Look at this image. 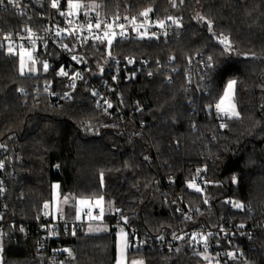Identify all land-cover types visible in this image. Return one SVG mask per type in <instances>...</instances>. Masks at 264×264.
<instances>
[{"label": "trees", "instance_id": "16d2710c", "mask_svg": "<svg viewBox=\"0 0 264 264\" xmlns=\"http://www.w3.org/2000/svg\"><path fill=\"white\" fill-rule=\"evenodd\" d=\"M100 7L109 18L148 9L176 15L184 31L154 42L97 43L84 52L138 61L174 58L178 71L172 82L166 75L122 81L120 108L127 115L120 118L105 115L85 85L74 100L52 108L48 98L34 96V88L51 81L60 90L65 81L43 72L44 54L34 56L39 69L34 75L21 74L19 53L1 54L0 158L6 166L0 170V207L6 211L3 221L30 229L14 240L4 235L5 228L2 264H42L35 222L54 213L45 205L52 203L56 183L63 196L103 198L114 210L104 216L106 232L90 233L84 224L74 236L64 235L68 264H117V234L126 228L114 226L117 209L128 226L154 241L141 249L129 246L130 260L211 264L213 254L205 247L197 251L185 243L167 250L156 242L195 228L196 219L208 230L264 226V0H185L176 7L170 0H100ZM30 26L28 17L0 10V32ZM224 37L228 45L221 42ZM195 59L210 64L200 95L188 88L186 77ZM230 81L236 82L233 118L214 110ZM176 196L193 216L180 211ZM215 241L225 244L221 237ZM237 247L240 258L229 264H264V233L239 239Z\"/></svg>", "mask_w": 264, "mask_h": 264}, {"label": "built area", "instance_id": "2783aa9c", "mask_svg": "<svg viewBox=\"0 0 264 264\" xmlns=\"http://www.w3.org/2000/svg\"><path fill=\"white\" fill-rule=\"evenodd\" d=\"M35 1L19 0V7H13L7 3V0L0 4V10L14 11L18 15L28 17L32 22V26L28 29H11L0 32V56L9 53V47H12L13 54L32 52L35 57H38L39 53H43V72L58 73L60 78L65 81V86L60 90L54 88L51 81H45L34 88V96L48 98L52 108H57L63 103L74 100L81 87L85 85L89 96L104 109L105 115L117 113L122 118L127 115L120 108V105L125 102L122 95L119 94V86L122 81L129 82L137 78L153 79L158 75H166L170 82L174 80V75L178 71L177 61L174 58H170L166 62H154L150 59L138 61L130 56L116 57L111 52L101 55L84 51L87 47L97 43L99 45L109 44V40L112 44V42L130 41L154 42L174 35L179 37L184 31V26L178 16L158 15L153 10L149 11L146 17L141 15L144 11L120 14L110 18L84 12L73 15L69 11L67 3L64 4V0H59L58 8L51 6L52 0ZM170 1L173 6V0ZM183 3L181 0H175V7ZM62 12L63 15H61ZM168 17L178 21V24L173 23ZM133 18L135 19L133 20ZM161 21L164 22L163 27L160 25ZM98 22L101 23L99 29L95 27ZM89 24L92 25L91 29ZM107 25H111V27H107ZM120 25H123V28ZM106 32L108 33L107 36H105ZM45 63L48 65L46 71L43 67ZM58 63H60L59 71L56 70ZM209 67L208 60L205 62L195 59L189 62L186 77L190 90H194L200 95V84H204L203 82L206 81ZM62 70L66 75L61 74ZM150 73L151 75H149ZM109 104L111 107H108ZM216 104H214V110L219 113L221 111L216 109ZM221 125L223 124L221 123ZM1 148L0 145V152L2 151ZM5 166L6 158H0V170H3ZM204 174L205 172H201L200 176ZM3 181V178L0 177V201L4 197L2 192ZM171 182L173 184V181ZM202 186H207L205 180L202 181ZM175 199L181 207V212L189 216L194 215L182 197L176 196ZM5 212L0 207V236L6 227L9 229L8 233H4L6 237L11 235L16 240L18 234L28 236L30 229L26 224L18 225L15 221H3L2 216ZM100 215L101 211L96 208V201L92 200L91 208L85 217L99 219ZM115 215L117 219L114 221V226H124L131 234L128 239V245L131 248L141 249L153 244L154 241L144 237L136 229L126 224V219L121 215L120 209L116 210ZM196 221L197 226L195 228L177 235L166 234L156 244L160 249L167 250H176L185 243L197 251L205 247L213 254L211 264H229L240 258L239 255L242 251L237 247L239 239L251 241L256 238L257 233H264V226L208 230L200 220L196 219ZM95 223L99 224V222ZM104 223L109 225V222L105 221ZM84 224L86 223L67 220L62 210L53 214L45 213L41 219L35 222V229L39 236L36 256L42 264H68L71 250L63 245L64 235L71 232L74 236L75 230ZM218 237H221L225 244L215 241V238ZM66 249L68 251H65ZM229 253L234 255H229Z\"/></svg>", "mask_w": 264, "mask_h": 264}, {"label": "rangeland", "instance_id": "374dc122", "mask_svg": "<svg viewBox=\"0 0 264 264\" xmlns=\"http://www.w3.org/2000/svg\"><path fill=\"white\" fill-rule=\"evenodd\" d=\"M66 2L69 11L73 15H78L81 12L95 13L97 16L102 15L100 0H72L73 3H79L84 5L83 7L80 8L70 7L69 0H66ZM86 7H88V10L85 11ZM17 56L19 57L20 70H21V57H23V62H24L23 74L34 75L38 73L39 71L38 62L35 59L32 52H20L19 55ZM33 61L35 62L33 63ZM234 92H235V85L233 86V90L230 95V98L226 99L225 104L223 105L226 111L221 112V114L224 115L225 117H229V118L237 117L235 115H232V108H231V105H234L235 106L234 110L236 113H238L234 102ZM192 188L197 189L199 187L193 185ZM81 201H84V203H81ZM91 201L92 200L77 198L69 194L63 196L60 191V185L56 183L53 186V200L52 203L47 204V210L49 212H54V213L57 212L58 210H62L65 213L67 220L69 221L76 220L77 222H85L88 226V231L90 233L106 232L109 226L104 223L105 222L104 216L106 215L107 212L114 213V210L112 207L110 208L106 207L107 204L103 198L95 199L96 208L100 209L101 211L100 218L99 219H96L94 217L87 218L85 216L87 215V211L91 208ZM98 201L99 203H97ZM95 222H99V224H96ZM232 228H236V227H232ZM259 233H257L255 236H257ZM128 248H129L128 231L126 228H123L120 229L117 234V264H132L133 261L142 262V264H144L142 258L130 260L128 258ZM2 255H3V248H2V240L0 239V264L3 263Z\"/></svg>", "mask_w": 264, "mask_h": 264}, {"label": "snow or ice", "instance_id": "6c2138e0", "mask_svg": "<svg viewBox=\"0 0 264 264\" xmlns=\"http://www.w3.org/2000/svg\"><path fill=\"white\" fill-rule=\"evenodd\" d=\"M3 2H4V0H0V4H2ZM7 3H8V4H11L13 7H19V0H7ZM181 3H183V0H181ZM51 6H52L53 8H58V6H59V0H52V4H51ZM69 6H70V7H73V8H80V7H83L84 5L79 4V3H73L72 0H69ZM173 6L175 7V0H173ZM149 11H151V9H148V10L142 12L141 15H143V16L146 17V16L148 15V12H149ZM63 14H64V13L62 12L61 15H63ZM117 19H119V18L117 17ZM134 19H135V18H133V20H134ZM168 19H169V20H172L173 23H177V24H178V21L174 20L172 17H168ZM201 19H203V18L201 17ZM208 24H209V29L211 30V21H209ZM160 25H161V27H163L164 22L161 21V22H160ZM95 27H96L97 29H99V28L101 27V23H100V22L96 23ZM107 27H111V25H107ZM120 27L123 28V25H120ZM89 28H90V29L92 28V25H91V24H89ZM121 34H123V33H121ZM107 35H108V33L106 32V33H105V36H107ZM221 42L224 43L225 45H228V38H227V37H224V38L222 39ZM108 43H109V45H111V40H109ZM8 52H9L10 54H13V49H12V47H9V48H8ZM74 59H75V57H74ZM211 59H212V58L209 57V61H211ZM34 62H35V61H33V63H34ZM23 67H24V62H23V57H21V74H23ZM43 67H44V69H45V71H46V70L48 69V65H47V63H45V64L43 65ZM61 74L66 75V73H63V70L61 71ZM77 75H78V74H77ZM149 75H151V73H150ZM235 83H236L235 81H230V82L228 83V85H227V90H226L225 93H224V97L221 98V100L219 101V103H217L216 106H215L216 109H217L218 111H221V112H225V111H226V110L224 109L223 105L225 104V100L230 98V95H231V93H232L233 86L235 85ZM46 90H47V89H46ZM108 107H111V104H109ZM231 108H232V115L238 116V113H236L235 110H234L235 106H234V105H231ZM221 126L223 127L224 125H221ZM192 186H193V185H191V184L189 185V187H192ZM197 191H200V189L197 188ZM205 202L207 203V201H205ZM81 203H84V201H81ZM97 203H99V201H98ZM45 207H47V204L45 205ZM236 207H242V205L237 204ZM241 227H243V226L241 225ZM73 234H74V233H73ZM206 239H207V238L205 237V240H206ZM65 251H68V250L66 249ZM69 254H71V253L69 252ZM229 255H234V254H233V253H229ZM132 264H142V262L133 261Z\"/></svg>", "mask_w": 264, "mask_h": 264}, {"label": "water", "instance_id": "95a60500", "mask_svg": "<svg viewBox=\"0 0 264 264\" xmlns=\"http://www.w3.org/2000/svg\"><path fill=\"white\" fill-rule=\"evenodd\" d=\"M37 1H38V0H36V2H37ZM86 9H87V7L85 8V10H86ZM7 56L12 57L13 54L8 53ZM235 205H236V202H235Z\"/></svg>", "mask_w": 264, "mask_h": 264}, {"label": "bare ground", "instance_id": "6f19581e", "mask_svg": "<svg viewBox=\"0 0 264 264\" xmlns=\"http://www.w3.org/2000/svg\"><path fill=\"white\" fill-rule=\"evenodd\" d=\"M36 2V1H35ZM38 2V1H37Z\"/></svg>", "mask_w": 264, "mask_h": 264}, {"label": "crops", "instance_id": "0c3cea01", "mask_svg": "<svg viewBox=\"0 0 264 264\" xmlns=\"http://www.w3.org/2000/svg\"><path fill=\"white\" fill-rule=\"evenodd\" d=\"M76 221V220H75Z\"/></svg>", "mask_w": 264, "mask_h": 264}]
</instances>
